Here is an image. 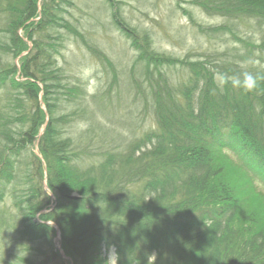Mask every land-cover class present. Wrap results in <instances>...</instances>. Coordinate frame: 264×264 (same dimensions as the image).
I'll use <instances>...</instances> for the list:
<instances>
[{
	"label": "trees",
	"instance_id": "16d2710c",
	"mask_svg": "<svg viewBox=\"0 0 264 264\" xmlns=\"http://www.w3.org/2000/svg\"><path fill=\"white\" fill-rule=\"evenodd\" d=\"M190 1L232 22L201 27L225 40L197 58L158 51L147 30L112 13L139 65V78L127 79L129 89L148 106L152 121L129 138L109 125L122 121L114 98L118 102L119 93L97 88L89 94L84 76L69 74L58 61L66 34L81 35L65 17L75 1L49 0L37 25L28 26L36 0H0V203L8 194L19 212L0 207V232L15 246L3 254L23 250L4 264H65L46 221L58 227L61 246L76 264H264V230L246 234L241 224L242 216L255 221L257 211L242 210L228 170L220 168L223 158L215 160L224 148L264 188V81L249 93L220 85L217 77L239 74L242 65L264 73V0ZM102 3L98 10L119 4ZM233 20L244 27L252 21L258 35ZM23 29L34 45L19 67ZM87 50L118 85L119 70L106 52L97 45ZM78 119L87 129L71 130ZM38 136L42 158L33 148ZM44 209L48 213L41 214ZM257 218L264 224V215L257 212Z\"/></svg>",
	"mask_w": 264,
	"mask_h": 264
},
{
	"label": "rangeland",
	"instance_id": "374dc122",
	"mask_svg": "<svg viewBox=\"0 0 264 264\" xmlns=\"http://www.w3.org/2000/svg\"><path fill=\"white\" fill-rule=\"evenodd\" d=\"M48 1L36 0L35 15L27 22L28 26L37 25L41 17L44 16L43 6ZM74 1L76 6L72 8L67 6L70 9V15L66 14L67 16L65 17L78 27L81 35H77L79 36L77 40L76 37L66 34L58 61L63 67L66 66L67 70L70 68L69 74L84 76L85 85L89 88V94H93L97 88L101 89V92L107 90L114 95L119 93L121 96L119 101L117 102L116 100L117 96L114 98L116 104L120 105L121 103V110L117 113V117L121 118L122 121L116 124L107 123L115 126L121 136H129V138L138 136V133L140 134L145 131L152 124V121L148 106L145 105L144 101L135 100L134 90L129 89L127 79L129 75L139 78L140 75L137 73L139 68L137 66L139 65L135 66L133 63L136 54L131 47V43L112 23L113 11L117 14L121 13L123 17L132 25L137 26L139 30H147L153 36V46L158 51L167 52L173 55L172 58L181 60L187 55H190V58H197L199 53H202L205 48L210 47L209 44L214 45V47L221 45L219 43L222 42L221 40H208V35L201 30V27L207 28L209 26L212 27L224 23L230 25L232 23L225 16L208 15L202 10L201 6L192 4L190 0H118L119 4H115L112 10L108 6L107 9L98 10L97 6L99 4L103 5V0ZM177 1L181 7H177ZM54 13H56L55 16H58V14H62V11L55 10ZM188 13H192L193 16L188 15ZM233 22H238L243 32H249L255 34V36L258 35L257 31H253L249 27V25L253 26L252 21H244L243 23L248 24L245 27L240 20H233ZM140 32V37L145 36L142 31ZM20 35L25 42V49L16 59L19 67L23 57L34 45L24 29L20 31ZM143 44L146 45L145 40ZM88 45H93V47L97 45L115 63L119 70L118 85L111 83V77L106 76L99 60L88 52ZM239 45L237 44L236 46ZM134 105H136L135 108ZM41 108H44V106L42 105ZM125 114H130L129 117H132L135 123H130ZM46 120L47 117H45L42 126H45ZM87 127L88 123L85 120L78 119L71 127V130L78 132L87 129ZM39 138V136L36 138L33 148L34 152L42 158L38 145ZM122 141L124 140L122 139ZM221 158L223 159L220 162ZM215 160L216 163L220 162L219 164H222L223 168L220 167L222 170L224 168L228 170L230 180L235 185V196L241 201L242 210L244 209L249 212H251L250 210H256L258 214L264 215V188L257 182V179L255 180L253 170L247 168V165L244 166V163L240 161L238 156L232 155L224 150V148L216 151ZM250 166L248 165V167ZM45 189L49 193L47 184H45ZM12 199L7 194L6 200L0 203V207L8 208L14 216H18L19 212L13 207ZM52 201L54 202V200ZM48 211V209H44L41 214H46ZM257 212L254 213L255 221L249 219L247 221L245 217H241L242 229L246 234H254V231L260 230V228L264 230V224L258 220ZM36 217L39 219L40 214ZM46 223L54 227L55 235L53 243L55 249L60 253L63 262L65 264H73V259L66 254L61 246L58 227L53 221H46ZM12 247L15 248L14 245H11L6 234L0 232V264H4L5 260H16L15 258H18L16 256L23 254L22 249L16 250L15 255H12V257L7 253L3 254V248L13 249ZM18 248L21 247L18 246ZM110 256L111 262L114 263L115 257L112 251H110Z\"/></svg>",
	"mask_w": 264,
	"mask_h": 264
},
{
	"label": "clouds",
	"instance_id": "9594fccd",
	"mask_svg": "<svg viewBox=\"0 0 264 264\" xmlns=\"http://www.w3.org/2000/svg\"><path fill=\"white\" fill-rule=\"evenodd\" d=\"M245 70L239 74L228 75L226 73H217L220 85L230 84L233 88L242 89L245 92H253L261 81H264V73H252ZM111 257V256H110Z\"/></svg>",
	"mask_w": 264,
	"mask_h": 264
},
{
	"label": "bare ground",
	"instance_id": "6f19581e",
	"mask_svg": "<svg viewBox=\"0 0 264 264\" xmlns=\"http://www.w3.org/2000/svg\"><path fill=\"white\" fill-rule=\"evenodd\" d=\"M51 10H53L52 8H51ZM208 40H221V41H223V40H225L224 39V37H223V34H220V33H217V32H211V34L210 35H208ZM39 100H40V105L42 106H44V108H41L44 112H45V114H46V116L48 115V113H47V110H46V107H45V105H44V103H43V99H42V96L41 95H39ZM47 122H48V119L46 120V124H47ZM44 129H45V126H42V127H40V132H42L43 133V131H44ZM242 138V137H241ZM240 141V143H242V140L240 139L239 140ZM51 198H52V200H54V202H52L54 205H55V197H54V195H52L51 194ZM73 264H76V261H74L73 262Z\"/></svg>",
	"mask_w": 264,
	"mask_h": 264
}]
</instances>
